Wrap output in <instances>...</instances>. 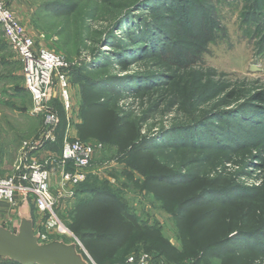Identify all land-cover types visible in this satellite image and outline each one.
Masks as SVG:
<instances>
[{"label":"rangeland","instance_id":"rangeland-1","mask_svg":"<svg viewBox=\"0 0 264 264\" xmlns=\"http://www.w3.org/2000/svg\"><path fill=\"white\" fill-rule=\"evenodd\" d=\"M6 3L68 64L70 110L59 71L48 101L61 140L95 146L87 178L62 185L61 144L31 147L44 113L0 27L1 173L52 170L66 233L48 241L90 264L142 251L153 264H264V0ZM34 214L38 236L48 217Z\"/></svg>","mask_w":264,"mask_h":264},{"label":"built area","instance_id":"built-area-1","mask_svg":"<svg viewBox=\"0 0 264 264\" xmlns=\"http://www.w3.org/2000/svg\"><path fill=\"white\" fill-rule=\"evenodd\" d=\"M0 27L7 43L22 63L25 85L32 93L35 110L44 113V130L41 137L31 143V147L37 148L46 142L53 144L56 141L57 116L48 101L52 98L53 78L59 71L57 83L61 90L62 105L65 110H70L68 78L64 71L68 70V64L51 50L42 47L36 38L25 31L7 5L6 0H0ZM94 149L95 146L80 140H63L60 157L62 185L71 187L86 179V169L90 164ZM22 155L25 156V154ZM21 163L22 161L16 165L17 175L6 176L0 171V199L14 205L19 193L24 198L29 197L36 210L48 217L43 225L44 231L38 235L41 240L48 241V236L53 230L66 233L54 213V198L50 190L52 170L31 162L30 165L25 166V170L20 171ZM153 263L152 255L142 251L129 254L122 261L112 264ZM87 264L90 263L87 262Z\"/></svg>","mask_w":264,"mask_h":264},{"label":"water","instance_id":"water-1","mask_svg":"<svg viewBox=\"0 0 264 264\" xmlns=\"http://www.w3.org/2000/svg\"><path fill=\"white\" fill-rule=\"evenodd\" d=\"M0 257L18 264H87L73 243H40L30 220L23 217L15 232L0 226Z\"/></svg>","mask_w":264,"mask_h":264},{"label":"crops","instance_id":"crops-1","mask_svg":"<svg viewBox=\"0 0 264 264\" xmlns=\"http://www.w3.org/2000/svg\"><path fill=\"white\" fill-rule=\"evenodd\" d=\"M0 171L2 172V168H0ZM15 200L16 203L14 205L5 200H0V226L10 232H15L23 217L26 220H30L33 232L37 234L39 225H37V217L34 214L36 209L32 200L29 197L24 198L19 195L18 197L16 196Z\"/></svg>","mask_w":264,"mask_h":264},{"label":"trees","instance_id":"trees-1","mask_svg":"<svg viewBox=\"0 0 264 264\" xmlns=\"http://www.w3.org/2000/svg\"><path fill=\"white\" fill-rule=\"evenodd\" d=\"M52 107H53V110H54V112L56 113V116H57V125H56V129H55V134H56V141L53 143V145H57V144H61V146H62V141L63 140H61V138H60V136H59V131H60V120H59V118H58V112H57V107H55L54 105H53V103H52ZM60 109L61 110H63V107L60 105ZM47 144H48V142H46ZM50 144V143H49ZM50 145H52V144H50ZM87 178V177H86ZM125 258V257H124ZM124 258H117L116 260L117 261H122ZM0 259H2V260H0V264H18V263H16L15 261H13V260H9V259H3V258H0ZM107 261H110L109 259L107 260ZM104 264V263H103Z\"/></svg>","mask_w":264,"mask_h":264}]
</instances>
